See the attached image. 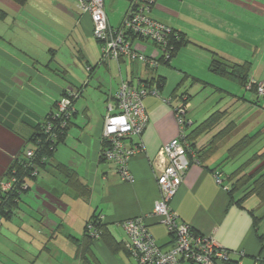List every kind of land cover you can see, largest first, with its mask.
<instances>
[{"label":"crops","instance_id":"0c3cea01","mask_svg":"<svg viewBox=\"0 0 264 264\" xmlns=\"http://www.w3.org/2000/svg\"><path fill=\"white\" fill-rule=\"evenodd\" d=\"M104 5L110 24L122 26L130 1L104 0ZM150 15L184 31L190 40L169 64L155 70L127 59L102 60L92 17L77 0H0V183L9 178L13 164L34 149L38 126L65 88L81 90L64 141L38 176H25L28 188L1 218L0 264H81L85 225L95 212L127 247L123 221L149 215L160 196L159 151L180 133L175 107L189 98L191 126L203 119L202 113L192 111L197 83L188 87L186 80L191 75L198 79L192 73L199 62L192 68L182 66V52L197 55L193 48L206 52L209 58L201 57L207 67L221 56L225 44L252 47L245 39V25L259 32L264 29V0H155ZM135 45L147 55L160 56L149 41L136 40ZM259 51L246 60L254 65ZM158 77L160 84L154 81ZM123 79L156 82L160 89L159 96L149 94L144 99L149 122L141 138L143 151L130 162L132 181L124 180L102 157L104 117ZM251 79L264 84V78ZM214 154L203 161L191 155L171 206L181 221L231 251L227 264H264V216L256 226L252 215V211L264 215V205L258 199H248L243 206L231 200L229 189L216 181L214 173L218 168L227 177L225 162L214 159ZM64 168L78 176L81 191ZM147 224L160 245L171 243L164 223L148 216ZM93 249L103 264H138L128 249L111 251L103 240H94Z\"/></svg>","mask_w":264,"mask_h":264},{"label":"built area","instance_id":"2783aa9c","mask_svg":"<svg viewBox=\"0 0 264 264\" xmlns=\"http://www.w3.org/2000/svg\"><path fill=\"white\" fill-rule=\"evenodd\" d=\"M129 1L130 8L120 27L110 24L104 0H77V3L84 13L92 17L93 36L101 45L102 60L127 59L156 69L161 63L160 59L145 54L135 45V41L142 39L152 42L161 49L164 60H168L171 56L168 37L172 27L150 15L155 0ZM259 91L264 93V84L260 85ZM149 94L160 95L156 82L141 79L131 82L123 79L114 101L108 104L104 117L103 139L106 147L103 156L115 165L126 181L133 180L130 170L131 159L144 148L141 138L149 122L144 99ZM80 95L81 90L78 88L66 87L55 108L41 122V132L52 139V145L57 138V129L65 130L69 120H72L76 111L75 101ZM175 113L180 133L164 144L159 151V158L163 162V168L157 175L160 196L149 215H137L123 221L127 235L126 246L138 264H225L230 260L231 251L220 245L214 237L201 234L190 224L181 221L171 206V201L192 163L190 155L194 154L186 139L187 128L192 124L188 117L189 105L175 108ZM34 155L35 148L27 150L25 154L28 159ZM44 160H47V157ZM39 170L34 166L31 176H38ZM214 173L216 181L227 188L224 173L219 170ZM16 175L17 171L14 170L7 180L1 182V190L12 189L17 181ZM23 187L27 189L28 185L24 183ZM148 216L155 217L167 226L172 238L171 243L160 245L156 241L147 224ZM87 231L94 238L99 236L94 219L87 222Z\"/></svg>","mask_w":264,"mask_h":264},{"label":"trees","instance_id":"16d2710c","mask_svg":"<svg viewBox=\"0 0 264 264\" xmlns=\"http://www.w3.org/2000/svg\"><path fill=\"white\" fill-rule=\"evenodd\" d=\"M189 42L190 40L188 38L187 33L172 27V32L168 37V47L171 50V56L168 60H164V58L162 57L163 53L161 49H159L160 56L156 57L160 59V65L169 64L172 58L176 55V53L182 47L188 45ZM159 66L156 69H158ZM252 66L253 63L250 60H246L244 62L239 63L231 62L222 56H215L212 59L209 68L211 71L217 74L230 76V78L240 83L247 90L256 94L257 97L255 100L257 101L259 99V96H264V93H261L259 91L261 83H259L258 81H253L251 79ZM155 80L158 82V84H160L162 81L160 77L154 79V81ZM243 99L245 98L243 97ZM188 102L189 98L186 99L182 104L176 106L175 108L186 105ZM225 115V111H217L205 121L200 122L197 126H191L192 128L190 127L189 129L187 128L186 139L188 140L191 146V152L194 153L193 156L198 155V159L200 161H203L208 156V154H212L213 152H215L218 147L217 145L222 142L225 138L229 137L234 131L233 126L236 125L234 124V122H231L227 124L223 129H221L217 134L218 136L212 139L207 144V146L200 149L197 147V141L200 135H202L205 131L207 132V130H211L212 128H214L224 118ZM71 121L69 120L65 130L60 131L59 129H57V138H55V140L53 141V145L51 144L52 139L48 138V135L42 133L41 126H38V133L34 138L35 155L29 159L24 156L23 159L13 164L14 166H16L10 170L9 177L12 175L13 171L16 170L17 181L14 183L12 189L5 191L1 190L0 188V220L3 215H7L5 214L6 211L11 209L14 204H17V200L20 194L26 190L23 187L24 183L27 184L25 181V176L31 175L32 168L34 166L38 167L39 169L43 167L46 164V161H48L49 158L53 155L58 145L64 141L65 136L70 127ZM105 147L106 144L104 148ZM243 147H245V145ZM237 152H239V149L236 151V153ZM45 157H47V160H44ZM102 157L104 158L103 154ZM257 159H260L257 162L261 161V165L254 169V171L245 172L243 166H240L237 169H234L233 171L228 173L225 179L227 180V183L230 184H227L226 186L227 189H229V195L231 197V200H234L240 206H243L244 202L253 194L257 195L262 201H264V152L262 153V155H258ZM63 170V172L68 176L73 186H75L81 191L82 184L78 176L67 168H64ZM216 170L221 171V169L218 168ZM252 215L254 218V224L258 226L264 215H257L253 211ZM89 219H94V221L97 223L99 232V236L97 238L92 237L87 231V222L89 221ZM89 219L87 220L85 225V238L83 241V248L81 252V264H103V262L99 259L93 249V242L96 239L103 240L111 251H117V249L119 248H125L126 250L128 249L122 242H119L115 239V237H113L109 227L107 226L108 224L104 221L100 214L95 212ZM227 263L229 262L227 261L226 264Z\"/></svg>","mask_w":264,"mask_h":264},{"label":"rangeland","instance_id":"374dc122","mask_svg":"<svg viewBox=\"0 0 264 264\" xmlns=\"http://www.w3.org/2000/svg\"><path fill=\"white\" fill-rule=\"evenodd\" d=\"M245 39L252 44V47L242 48L241 46L224 45L221 56L231 62H244L243 60L254 58L257 48L260 51L257 53L259 57L252 66L251 76H256V79L264 78V29L259 32L257 29L252 30L248 24L245 25ZM255 40L252 41V40ZM249 40V41H248ZM192 51L197 52V55L188 50L182 52L180 57L181 65H191V68L196 66L194 79L191 76L186 78L188 87L194 83L196 93L192 90L193 95V112L202 113L200 122L208 119L213 113L226 112L224 118L211 130L205 131L200 135L197 144L198 148L205 146L208 141L214 139L219 131L227 124L236 122L237 126H233V134L224 140L220 147L215 151L214 159L222 160L224 163V171L230 173L234 169L243 166L245 172H252L261 165L258 155L264 152V126L260 123L264 122V97L260 100H255L257 96L247 90L240 83L225 76L217 74L210 70L209 65L205 67V61L202 62V55L209 58L206 52L202 53L198 49L193 48ZM201 54V55H200ZM210 54V53H209ZM256 55V56H257ZM243 97L245 99H243ZM194 120V124H195ZM208 139V140H207ZM245 145V147L243 146ZM239 149V152L236 151ZM248 199H258L259 205H264L257 195L253 194ZM247 199V200H248Z\"/></svg>","mask_w":264,"mask_h":264}]
</instances>
